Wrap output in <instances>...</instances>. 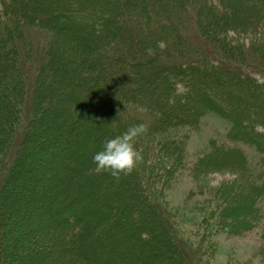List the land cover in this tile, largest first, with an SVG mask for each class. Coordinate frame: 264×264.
I'll return each instance as SVG.
<instances>
[{"label":"trees","instance_id":"obj_1","mask_svg":"<svg viewBox=\"0 0 264 264\" xmlns=\"http://www.w3.org/2000/svg\"><path fill=\"white\" fill-rule=\"evenodd\" d=\"M209 114L228 126L195 167L236 175L223 216L251 231L264 219V0H0V264H193L156 184ZM141 122L134 171H96L102 142Z\"/></svg>","mask_w":264,"mask_h":264},{"label":"rangeland","instance_id":"obj_2","mask_svg":"<svg viewBox=\"0 0 264 264\" xmlns=\"http://www.w3.org/2000/svg\"><path fill=\"white\" fill-rule=\"evenodd\" d=\"M227 126L209 114L198 128L188 130L184 166L165 185L156 184V195L193 264H263L264 219L251 231H228L231 220L225 219V208L241 190L236 175L227 170L198 172L195 167L209 138L224 141Z\"/></svg>","mask_w":264,"mask_h":264},{"label":"clouds","instance_id":"obj_3","mask_svg":"<svg viewBox=\"0 0 264 264\" xmlns=\"http://www.w3.org/2000/svg\"><path fill=\"white\" fill-rule=\"evenodd\" d=\"M147 131V125L141 122L130 125L118 135L106 138L100 149L92 154L95 170L108 172L116 178L133 172L143 161V154L136 147L137 138Z\"/></svg>","mask_w":264,"mask_h":264}]
</instances>
